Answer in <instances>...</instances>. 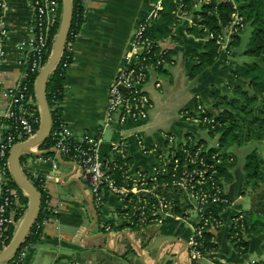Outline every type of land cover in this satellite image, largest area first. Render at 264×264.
<instances>
[{"label":"crops","instance_id":"crops-1","mask_svg":"<svg viewBox=\"0 0 264 264\" xmlns=\"http://www.w3.org/2000/svg\"><path fill=\"white\" fill-rule=\"evenodd\" d=\"M1 1L6 6L3 17L8 27L2 45L4 58L0 77L5 87H14L21 82L25 71L24 44L31 37L34 9L29 0ZM156 1L85 0L86 20L73 44V61L66 71L65 92L59 105L62 120L74 134L86 133L99 140L102 157L110 155L112 144L118 140L115 127H104L109 88L126 60L138 23L148 17ZM191 11H201L200 4L191 5ZM194 27L198 33L191 31ZM200 29V26H193L186 20L173 26L167 42L171 60L153 71L145 86L154 102L149 118L126 127L130 137L127 151L134 169L148 168L152 164V157L143 155L139 150L135 133L146 144L160 146L167 134H173L178 139L190 134L196 137L199 133L197 128L184 122L180 114L199 103L204 92L207 97L209 88L215 82L223 87L236 82L231 74L234 63L225 54L217 56L215 63L196 77L191 76L196 63L192 50H200L205 44ZM234 54L235 50L231 56ZM7 103L6 99L0 101V113L5 111ZM33 103L38 107L42 121L36 92ZM1 120L2 114L0 137L5 133V122ZM199 139L205 143L203 136ZM38 147L33 148L32 154L22 153L28 155H25L21 165L32 176L55 173L57 179H49L47 188L59 215L57 220H47L42 237L27 245L24 264H254L260 257L250 255V252L259 249L261 240L258 237H249L248 250L244 253L230 239L231 217L239 209L241 195L228 194L233 204L220 213L222 226L213 237L218 248L192 260L188 247L193 231L191 218L169 217L162 224L143 228L132 227L123 220L116 221L121 204L114 195H107L102 208L96 210L91 183L83 168L61 158L58 160L59 170L53 172L52 163L40 156ZM23 193L27 196L25 191ZM103 224L111 225V229L106 231Z\"/></svg>","mask_w":264,"mask_h":264},{"label":"built area","instance_id":"built-area-1","mask_svg":"<svg viewBox=\"0 0 264 264\" xmlns=\"http://www.w3.org/2000/svg\"><path fill=\"white\" fill-rule=\"evenodd\" d=\"M29 1L34 9V17L31 37L24 44L23 78L17 86L5 87L0 77V101L8 100L5 111L0 113L5 121V133L0 137V251L7 246L8 231L22 221L28 209V204L25 206L21 202V191L11 185L13 178L9 157L16 144L34 137L38 131L34 123L39 117L37 106L33 103L29 79L38 75L47 62L45 57L49 41L60 14L59 0ZM189 1L191 0H172V13L176 20L174 26L183 20L196 25L195 21L199 16L191 11ZM212 1L192 0V5L200 4L202 9ZM230 1L234 11L221 31H211L208 28L201 30L205 42L214 39L219 45L218 56H229L235 36L247 28L246 17L239 12L236 2ZM165 6V0H157L148 17L138 23L126 60L119 67L109 88L104 127H115L118 133V140L112 144L110 155L102 157L99 140L86 133L74 134L61 119L56 130L50 133L55 141L53 149L56 155L46 159L52 163L53 172L59 170L58 160L61 158L71 160L83 168L91 183L96 210L102 208L107 195H114L121 204L115 216L116 221L123 220L132 227L143 228L151 224H162L169 217L191 218L193 231L188 242L189 255L192 260H197L202 255L204 234L208 231L215 233L222 226V219L215 215L214 207L233 204L225 189L222 170L224 161L217 155L218 151L207 152L203 141L191 137L177 139L173 134L166 135L162 146L148 145L135 133L134 139L139 150L143 155L152 157V164L148 168L134 169L133 163L127 162L130 137L126 127L149 118L154 102L145 86L151 73L162 68L168 61L167 42L170 37L160 39L149 32L150 26L160 18ZM5 7L0 0V66L4 58L2 45L6 40L8 27L3 17ZM78 35L73 34V38L76 40ZM75 40L65 44L69 52H74ZM63 66L68 68L69 64L64 63ZM182 114L187 121L199 123L202 127H207L212 119L198 103L195 111L186 110ZM119 158L125 161L121 163ZM34 178L38 179L39 185L47 193L44 209L49 217L37 224V228L43 233L46 221L50 218L57 220L59 215V209L52 205L47 188V181L57 177L54 173L38 174ZM244 220L245 214L241 210L232 215L231 238L241 240L239 236L246 233ZM103 227L106 231L111 229L109 224H103ZM26 253L27 245L21 246L10 264H24ZM254 264L264 263L255 261Z\"/></svg>","mask_w":264,"mask_h":264},{"label":"trees","instance_id":"trees-1","mask_svg":"<svg viewBox=\"0 0 264 264\" xmlns=\"http://www.w3.org/2000/svg\"><path fill=\"white\" fill-rule=\"evenodd\" d=\"M234 1L238 5L239 12L246 17L248 25L247 28H249L250 30V36L248 38L244 54L254 57L255 60L252 62L236 64V66L231 70L232 75L235 79L247 81L246 87L242 86V84H237L233 91L234 94L239 95L240 99H242L243 102L236 97L229 99L228 95H222L219 98V102L214 103L217 108L220 107L221 109L216 119L217 122H219L221 125H217L214 130L210 129L209 134L215 135L216 133H220L218 141L220 142V145L226 150L228 146H231L235 143L238 145H242L252 140H264V0ZM59 2V21L55 24L52 30L48 47L49 49L45 57L46 60H48L53 49L55 37L60 25L62 0H59ZM165 4L166 6L162 11L160 18L158 20H155L149 28L150 34L160 39L166 38L172 34L173 26L176 22L175 16L172 13L174 8L172 0H165ZM191 5L192 0L189 1V7H191ZM233 11V3L230 0H213L210 4H205L202 7L201 11L195 13L199 16V18H196L195 22L197 26L201 27L200 31L204 28H208L211 31H221L222 27L229 22ZM85 12V0H73L72 20L66 45L70 41L75 40L73 38V34H79L80 29L86 20ZM191 31L195 33L199 32L196 27L191 29ZM172 37L173 35L171 36V38ZM232 45L242 47L243 38L241 34L235 36ZM218 50L219 45L214 39L206 41L202 49L192 50L193 57H195L196 59V63L193 66L191 72V76L193 78L203 72L208 66H211L215 63V60L219 54ZM167 58L171 60L169 50L167 53ZM72 61L73 53L69 52L66 46L64 47L59 63L50 72L46 81V100L52 116V132L56 130L62 119L61 106L59 105V103L62 101L64 96L66 84L65 78L67 71V68H65L63 65L64 63H68L70 66ZM36 78L37 75H34L29 79V86L33 95H35ZM212 93V95H214L215 93L218 95L217 90H215V92L212 91ZM37 117H39V120L34 123V127L38 130L40 128V112L38 110V107ZM1 121H4V119ZM54 142L55 141L53 140V136L52 134H50L47 140L42 142L38 147L39 150L43 151L40 156L45 158L54 157L56 155V152L52 151L54 150ZM25 155L28 154H22L20 156L21 163L25 159ZM224 156H226V153L224 154ZM118 160L121 163L125 161L120 160V158ZM127 162H133L130 156L127 158ZM224 165L222 167V170L226 174L227 181L233 182L234 175L232 171L229 170L230 163L225 162ZM24 171L27 179L37 189L41 196V209L34 225L32 226V229L30 230L22 246L28 245L30 242L36 241L42 237V230L37 228V224L42 223L49 217V214L46 213L44 209L45 200L47 198L46 191H44V189L39 185V181L37 178H34V176L27 173L26 170ZM258 171L259 159L257 156V152L254 149L246 155V160L243 166V182L240 181L237 186H242L244 184V181H248L249 178L257 176L259 174ZM118 172L121 173V171L119 170ZM11 185L21 191V202L25 206H27V204L29 203V197L23 193V190L19 187L14 178L11 179ZM258 201L259 207L257 211L258 213L263 215L264 194H260V198ZM225 207L227 206L219 205L214 207V213L218 218H221L220 213ZM256 212L254 210L253 212L252 210L244 212L246 233L261 232V229L256 228V225L259 224V221H262L261 227L264 226V220H260V218L256 216ZM260 217L262 216L260 215ZM256 218L258 219L256 220ZM15 231L16 227H12L8 231L6 245H8L13 239ZM230 232V236H232L233 230H231ZM213 237L214 232L212 231H208L204 234V244L201 247L202 253L218 248V244L212 241ZM239 237L241 238V240H239V238L237 237H230V239L234 246L240 252L244 253L248 250L249 243L248 241H245L243 239V234H241ZM242 247L244 249H242ZM261 247L264 250V243ZM11 260L12 259L3 264H10Z\"/></svg>","mask_w":264,"mask_h":264},{"label":"rangeland","instance_id":"rangeland-1","mask_svg":"<svg viewBox=\"0 0 264 264\" xmlns=\"http://www.w3.org/2000/svg\"><path fill=\"white\" fill-rule=\"evenodd\" d=\"M61 14H62V11H61ZM241 36L243 38L242 47H238V46L233 45V47L231 48V52L233 50H235V54L233 56H231V54H230L227 58V59L233 61V63H234L233 68L236 66V64H241L244 62H252L255 60L254 57L244 54V51L246 49V44H247L248 38L250 36L249 28H246L241 33ZM228 74H229V72L226 75H228ZM231 74H232V72H231ZM224 76H225V74H224ZM232 77L234 78L233 75H232ZM225 80L226 79H224V81ZM235 80H236V82H234V83L229 81L231 83L227 82L228 83L227 85L224 84L225 88L223 86H221L219 83L215 82L216 84L214 83L215 85L209 88L210 89L209 95L207 97L205 95V92L203 93L202 100H199L198 104L202 105V107L206 111V114H208V116H210L212 118L211 123H209L207 125V127H202V126H200L199 123H194L193 121H187L186 119H183L184 122H187L191 126L196 127L197 130L199 131V133L196 135V137L191 136V134H190L189 136H186L185 139H187L188 137H191L192 139H196V140L200 141L199 136H203L204 139H206L205 145L207 147L206 148L207 152L208 151L209 152L218 151L217 155L220 156V159H222V162L224 161L223 165L225 162L230 163V166H229L230 169L229 170L232 171V173L234 175V179H233V182L227 181L226 174H225V172H223L224 173V179H225V182H224L225 189L228 190V192H229L228 194H230L231 196H234V195L240 196L241 195V197L239 198L240 199V205H239L238 210H241L243 212H247V211H251V210L253 212V210H254L256 212L258 207H259L258 206V203H259L258 200L260 198V194H264V140L263 141L252 140V141L246 142L245 144H242V145H238L235 143L231 146H228V148L226 150L224 147H222L220 145V142L218 141V137H219L220 133H216L215 135L209 134L210 129L214 130L217 125H221L216 120L217 115L219 114L221 109H220V107L217 108L214 105V103L219 102V98L222 95H228L229 99H231L233 97L240 99L239 95L233 93L234 88L237 84H242V86L246 87L247 81H241V80H237V79H235ZM215 90L218 91V95L216 93L214 95H212L213 94L212 91L215 92ZM203 99L207 103L204 102ZM240 101L243 102L242 99H240ZM195 108H197V104L194 105L193 108H191V111H195ZM180 116L182 118L183 114L181 113ZM194 133H196V132L194 131ZM254 149L256 150L257 156L259 159V171H258L259 174L255 177L249 178L248 181H244V184L242 186L238 187L237 184L240 181L243 182V176H244L243 166H244V162L246 160V155ZM225 153H226V156H224ZM256 213H257L256 216L258 218H260V220L261 219L264 220V214L262 215V214L258 213V211ZM260 215L262 217H260ZM258 218H256V220ZM258 223L259 224L256 225V228L261 229V232H258V233L254 232L252 234L254 236H252L251 233H245L243 239L245 241H249V237L251 236V237H258L261 240L258 251L250 252V255L257 256V257L260 256L259 258H257L256 261L257 262L262 261L264 263V250L261 247L264 243V226L261 227L262 221H259ZM187 227L189 228L188 224H186V228ZM242 249H244V248H242Z\"/></svg>","mask_w":264,"mask_h":264},{"label":"water","instance_id":"water-1","mask_svg":"<svg viewBox=\"0 0 264 264\" xmlns=\"http://www.w3.org/2000/svg\"><path fill=\"white\" fill-rule=\"evenodd\" d=\"M73 13V0H62L61 21L55 37L54 46L50 56L39 71L35 81V92L42 112V121L40 120V128L34 137L27 141L16 144L10 152V168L13 178L19 187L27 193L29 197L28 209L21 221L18 231L15 233L11 242L0 251V264L12 259L19 248L25 242L32 226L34 225L40 209L41 196L37 189L27 179L24 169L21 165L20 156L22 153H33V148L38 147L42 142L46 141L51 133L52 116L46 100V81L50 72L59 63L65 44L67 42ZM56 152L55 150H52ZM43 151H41L42 153ZM140 258L143 260V256Z\"/></svg>","mask_w":264,"mask_h":264}]
</instances>
